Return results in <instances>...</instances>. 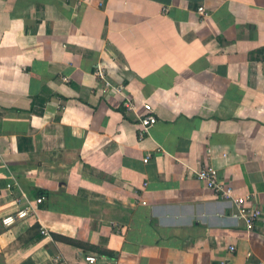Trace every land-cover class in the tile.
I'll use <instances>...</instances> for the list:
<instances>
[{
    "label": "crops",
    "instance_id": "crops-1",
    "mask_svg": "<svg viewBox=\"0 0 264 264\" xmlns=\"http://www.w3.org/2000/svg\"><path fill=\"white\" fill-rule=\"evenodd\" d=\"M205 166L264 213V0H0V264H264Z\"/></svg>",
    "mask_w": 264,
    "mask_h": 264
},
{
    "label": "built area",
    "instance_id": "built-area-1",
    "mask_svg": "<svg viewBox=\"0 0 264 264\" xmlns=\"http://www.w3.org/2000/svg\"><path fill=\"white\" fill-rule=\"evenodd\" d=\"M198 12L202 16H208L206 10L203 7L199 8ZM96 76L101 79H105L106 76L102 66L98 67V69L96 70ZM107 85L124 97L123 106L125 108V112L135 113L137 115L140 122L139 138L141 140L144 139V137L149 134L151 128L158 123V118L155 114V109L152 104L144 103L143 108L145 113L140 115L136 110V105L133 100L125 96L123 86H113L109 82H107ZM148 161L149 158L145 159V162ZM196 176L197 179L205 183L206 186L210 190H212L217 197L222 200L230 201L235 205L237 209L236 217L244 222L249 232L254 230L258 222L263 221L264 213L260 209V207L251 204L249 196L235 197L233 188L220 182L218 171L213 166L203 167L196 172ZM42 202V197L38 198L35 202L28 201L26 205L23 208L19 209L17 212L4 216L1 220L2 225L4 227L11 228L17 223L28 219L30 216L37 215L36 204H41ZM40 232L45 237H48L50 235L46 227H41ZM230 249L231 251H235V247H231ZM249 256H251V254H249ZM86 261L89 264H96L97 259L93 256H90L87 257Z\"/></svg>",
    "mask_w": 264,
    "mask_h": 264
}]
</instances>
